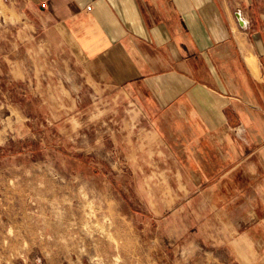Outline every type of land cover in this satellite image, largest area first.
Listing matches in <instances>:
<instances>
[{
  "label": "crops",
  "instance_id": "crops-1",
  "mask_svg": "<svg viewBox=\"0 0 264 264\" xmlns=\"http://www.w3.org/2000/svg\"><path fill=\"white\" fill-rule=\"evenodd\" d=\"M2 2L0 77L60 66L119 93L154 214L215 234L218 264H264V0Z\"/></svg>",
  "mask_w": 264,
  "mask_h": 264
},
{
  "label": "rangeland",
  "instance_id": "rangeland-1",
  "mask_svg": "<svg viewBox=\"0 0 264 264\" xmlns=\"http://www.w3.org/2000/svg\"><path fill=\"white\" fill-rule=\"evenodd\" d=\"M12 19L0 0V24ZM32 66L24 80L0 77V264L226 262L208 229L154 214L152 140L123 125L136 112L120 94Z\"/></svg>",
  "mask_w": 264,
  "mask_h": 264
},
{
  "label": "water",
  "instance_id": "water-1",
  "mask_svg": "<svg viewBox=\"0 0 264 264\" xmlns=\"http://www.w3.org/2000/svg\"><path fill=\"white\" fill-rule=\"evenodd\" d=\"M237 18H238V20L240 21V23L242 24V25H244V21H243V19L241 18V15L238 13L237 14Z\"/></svg>",
  "mask_w": 264,
  "mask_h": 264
},
{
  "label": "built area",
  "instance_id": "built-area-1",
  "mask_svg": "<svg viewBox=\"0 0 264 264\" xmlns=\"http://www.w3.org/2000/svg\"><path fill=\"white\" fill-rule=\"evenodd\" d=\"M88 8H90V7H88Z\"/></svg>",
  "mask_w": 264,
  "mask_h": 264
}]
</instances>
